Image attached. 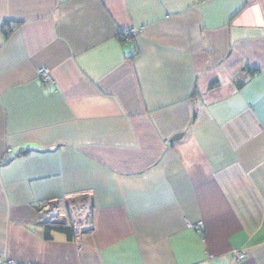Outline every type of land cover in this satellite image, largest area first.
Segmentation results:
<instances>
[{"label": "crops", "instance_id": "crops-1", "mask_svg": "<svg viewBox=\"0 0 264 264\" xmlns=\"http://www.w3.org/2000/svg\"><path fill=\"white\" fill-rule=\"evenodd\" d=\"M0 264H264V0H0Z\"/></svg>", "mask_w": 264, "mask_h": 264}, {"label": "built area", "instance_id": "built-area-1", "mask_svg": "<svg viewBox=\"0 0 264 264\" xmlns=\"http://www.w3.org/2000/svg\"><path fill=\"white\" fill-rule=\"evenodd\" d=\"M127 32H129L127 34H135L136 29L131 27ZM127 34L125 33L124 36ZM37 75L43 81L51 80L48 69L44 66L38 68ZM66 199L63 208L56 203L50 204L51 207L45 206L44 211H42L43 215H40L39 220L46 224H57L69 227L72 231L74 241H78L80 235L87 229H90V206L78 204L79 202L75 203L72 197ZM199 226L200 224L193 225L195 228H199ZM233 256L235 259H242L245 257V253L242 250H235Z\"/></svg>", "mask_w": 264, "mask_h": 264}, {"label": "trees", "instance_id": "trees-1", "mask_svg": "<svg viewBox=\"0 0 264 264\" xmlns=\"http://www.w3.org/2000/svg\"><path fill=\"white\" fill-rule=\"evenodd\" d=\"M46 228H47V231H49L50 229H54V230L65 232V233H67V235L69 237H70V235H72V231L68 227H46Z\"/></svg>", "mask_w": 264, "mask_h": 264}, {"label": "water", "instance_id": "water-1", "mask_svg": "<svg viewBox=\"0 0 264 264\" xmlns=\"http://www.w3.org/2000/svg\"><path fill=\"white\" fill-rule=\"evenodd\" d=\"M181 134H177L175 135L171 140H175V139H178L180 137Z\"/></svg>", "mask_w": 264, "mask_h": 264}]
</instances>
